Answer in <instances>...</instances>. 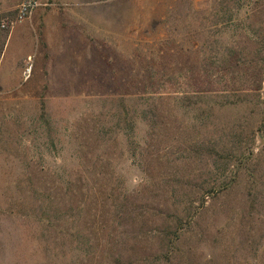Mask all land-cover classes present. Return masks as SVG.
<instances>
[{
    "label": "rangeland",
    "instance_id": "obj_1",
    "mask_svg": "<svg viewBox=\"0 0 264 264\" xmlns=\"http://www.w3.org/2000/svg\"><path fill=\"white\" fill-rule=\"evenodd\" d=\"M22 1L0 0V23ZM36 2L13 28L68 32L48 58L35 30L0 28V264H165L155 228L211 182L168 264H264V152L253 184L225 187L238 145H263L258 117L194 98L264 72V0Z\"/></svg>",
    "mask_w": 264,
    "mask_h": 264
},
{
    "label": "trees",
    "instance_id": "obj_2",
    "mask_svg": "<svg viewBox=\"0 0 264 264\" xmlns=\"http://www.w3.org/2000/svg\"><path fill=\"white\" fill-rule=\"evenodd\" d=\"M253 69L257 74L256 78L250 85H247L249 82L240 81L239 79H232L230 83L229 81L220 83L216 80H213L208 81L207 83H219V85H221L220 90L216 91H219L220 95L213 94L215 92L214 89L209 91L199 90L195 93L193 92L196 94L194 95L195 99L205 100L206 102L210 103L213 102L214 104L220 103L217 104L218 108H233L235 110L237 108L245 109L251 107L252 113L256 114L258 117V126L255 133L260 137L263 145L256 153H254L253 146L250 143L252 142L251 137H247V140L238 145V150L236 151L238 156L229 157L230 159L233 158L236 163L235 166H233L234 170L231 172L232 178L230 179L229 183L225 185V187L227 186L226 188H228L232 183H235L239 179L242 172H245L252 178L253 184L255 182L253 181V178L256 174H258V165L261 161V154L264 152V94L262 95L261 93L262 86L264 84V72L260 68V64H254ZM239 84H241L243 88H239ZM236 85H238V88ZM185 97L186 99H189L187 95ZM215 155L218 156V154ZM216 190L215 183L211 182V186L202 191L200 190L201 192L198 191L195 193H189L190 196L199 195L198 199L196 200L199 201V203L197 206H192L193 210L184 205L182 212L178 214V217L176 216V219L174 217L173 220L168 217L162 219L160 226L154 230L155 238L159 239L161 243L158 255L154 256L153 258L155 261H160L165 264L172 262V260L179 253L178 246L183 242V240L186 239V235L189 233V228L194 223L193 221L199 220L200 214L206 210L205 203L207 200L214 201L216 199L219 193V191ZM248 195H250V193H248ZM179 211L180 209L177 210V212ZM184 215H186V217ZM139 217L144 216L142 213H140L136 215V219ZM134 221L135 220H133L131 223H134ZM108 246L109 242L105 243L102 248ZM99 247L100 244H98L95 248L93 247L92 255L89 254V256H95ZM112 264H120L119 259H117V261Z\"/></svg>",
    "mask_w": 264,
    "mask_h": 264
},
{
    "label": "crops",
    "instance_id": "obj_3",
    "mask_svg": "<svg viewBox=\"0 0 264 264\" xmlns=\"http://www.w3.org/2000/svg\"><path fill=\"white\" fill-rule=\"evenodd\" d=\"M39 6H40V8L44 9L46 7V4L40 3ZM44 10H46V9H44ZM49 12H51V11H49ZM49 12H47V13H49ZM60 15H62V14H60ZM86 20H88L89 22L92 23L91 15L87 16ZM26 21L30 23L31 22V17L28 20H26ZM33 25H35V26H31V25L23 26L19 30H16L17 29V26H16L15 28H13V31H11V32L14 33L16 31H18L19 34H21V36H22L24 32L29 31L28 27H30L31 29L35 30L37 32V34H38L39 39L42 41V44L44 46H46L45 52H46L47 57L49 58V56H50L49 52L51 53V51L49 50V48H47V42H48L49 45L52 44L53 40L56 37V32L64 31L65 32L64 35H66L67 32H68L67 31V27H66V25H64L62 23H59V24L58 23H54L53 22V18L50 19L48 22L43 21L42 18H39V19L35 18L33 20ZM11 32L9 33V37L11 36V38H12ZM78 34L81 35L82 38L87 39V35L85 34L84 31L78 32ZM3 54H4V51L2 53V56H1V59H0V63H1V61H3V59H2Z\"/></svg>",
    "mask_w": 264,
    "mask_h": 264
},
{
    "label": "built area",
    "instance_id": "obj_4",
    "mask_svg": "<svg viewBox=\"0 0 264 264\" xmlns=\"http://www.w3.org/2000/svg\"><path fill=\"white\" fill-rule=\"evenodd\" d=\"M38 6L36 0H23L20 6L17 8L15 19H6L0 23L1 29H12L16 24L22 23L29 19Z\"/></svg>",
    "mask_w": 264,
    "mask_h": 264
}]
</instances>
